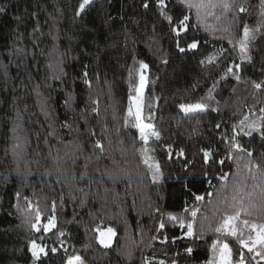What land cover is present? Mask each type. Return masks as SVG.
<instances>
[{
	"label": "trees",
	"instance_id": "obj_1",
	"mask_svg": "<svg viewBox=\"0 0 264 264\" xmlns=\"http://www.w3.org/2000/svg\"><path fill=\"white\" fill-rule=\"evenodd\" d=\"M82 2L0 0V264H214L222 243L235 264H264L240 243L254 232L242 221L264 224L260 0H204L199 18L187 0H93L77 15ZM142 65L152 142L129 114ZM237 209V236L216 232Z\"/></svg>",
	"mask_w": 264,
	"mask_h": 264
},
{
	"label": "snow or ice",
	"instance_id": "obj_2",
	"mask_svg": "<svg viewBox=\"0 0 264 264\" xmlns=\"http://www.w3.org/2000/svg\"><path fill=\"white\" fill-rule=\"evenodd\" d=\"M91 3H93V0H83V2L79 5V12L77 13V15L80 14V12H83L85 7L87 5H90ZM159 3L163 5L164 0H159ZM187 4L189 8H196V15L197 18H199V14H200V9L202 7L208 6L205 5L204 0H187ZM211 7H216L215 4H210ZM221 6L222 8L227 11L230 10L232 7V4L229 2V0H221ZM145 7H147V4H145ZM260 8H261V15L264 16V0H260ZM4 9L0 8V12H3ZM239 11L240 12H246V8L241 5L239 7ZM169 19H171V17H169ZM188 20V16H184L183 20L180 21L181 24H184V21ZM258 30V29H257ZM255 39V32L250 30L249 27L247 25L244 26L243 28V36L239 41L240 44V50L243 53L247 47H248V42L250 40H254ZM189 47L191 48H196L197 44L194 42L191 45H189ZM181 51H183V49H181ZM211 59V58H209ZM142 67H147V65H142ZM229 71H231V69H229ZM85 77L87 76V73H84ZM237 79H239V77H237ZM141 80H143V77H141ZM254 86L257 89H261L262 86H264V84L262 83H255L254 82ZM181 107L185 110V112H196V111H203L205 106L202 104H194V105H181ZM262 111H264V109H262ZM129 114L130 115H134L136 118V127H138L140 129V138L141 140L147 142L148 140V135H152L155 136L157 139H159V133L156 131L152 130V125L151 124H144L141 121L140 118V110L139 107H137V110L135 113L132 112L131 108H129ZM248 118L245 117V120H247ZM241 123H243V121H241ZM251 127H253L254 130L259 131V128H256L255 125H252ZM146 130H148V132H146ZM51 134V133H49ZM261 135H264V132L261 133ZM13 152L15 154V150L17 148L20 147L19 143L13 144ZM96 147L100 148L101 150L103 149V145L100 144L99 141L96 142ZM237 148H240V145L237 144L236 145ZM241 151H244V149H240ZM249 156H251V153H248ZM210 155V153L205 152V158L207 159V157ZM151 158L147 157V155H145V159H144V163L146 165H148L149 169H152L153 167H155V171L153 172V180H155L157 178V175L159 174V165L158 164H151L149 163V160ZM220 163H223V161H220ZM221 179H226V177H221ZM17 195H19V193H17ZM210 195V194H209ZM197 200H203L204 197L203 196H197L196 197ZM233 200H235V196L233 197ZM197 211H199V209H195L192 211V216L195 217L197 214ZM240 209H237L236 212L232 215H228L225 217L224 221L222 224H220L219 227H217L215 229L216 232H221L222 230H228L230 235L232 236H237V230L235 227V222L239 219L240 217ZM172 219H175V217H171ZM37 219H39V212H37ZM242 223L245 226H250L251 229L256 230V236L255 239L253 240V237L251 235H249L248 239L249 240H253V246L256 244H259L261 246H264V224L261 225H256V224H251L249 225V222L247 220L242 221ZM49 224L54 226V220L53 218H49ZM161 227H163L164 225L161 224ZM33 227H35V225H33ZM40 229L37 228V231H39ZM45 230H48L47 227L45 228ZM98 232H100V243L103 244L105 247H109L110 246V239L112 236L115 235L114 229L112 228H107L106 231H101L99 226L96 229ZM62 234V233H61ZM192 233V225L189 224L188 225V232L187 235L191 236ZM105 235L108 236V239H104ZM239 239V237H238ZM240 243H242L245 247H248V250L251 252L253 250V247H249L248 242L245 240H240ZM216 245H213V249L215 250ZM51 252L55 253L57 251V249L55 247L50 249ZM188 252H191L192 250L189 248L187 249ZM43 253L44 255H47V252H45V249L39 245L36 244L35 241L32 242V254L33 256H36L37 258H39L40 254ZM258 255H262L264 256V252H258ZM231 249L229 248L228 244H223L221 252H220V264H231ZM67 264H84L83 259L80 256H74L70 259H68ZM241 264H243V262L241 261Z\"/></svg>",
	"mask_w": 264,
	"mask_h": 264
},
{
	"label": "rangeland",
	"instance_id": "obj_3",
	"mask_svg": "<svg viewBox=\"0 0 264 264\" xmlns=\"http://www.w3.org/2000/svg\"><path fill=\"white\" fill-rule=\"evenodd\" d=\"M147 72H148V67H143L141 68L140 70V75H139V78H140V82H139V86H138V89H137V94L132 98V102H131V109H132V112L135 113L136 110H137V107H139V110H140V118H141V121L144 123V124H149L146 122V120L144 119V105H145V92H146V88H147V82H148V75H147ZM141 77H143V80H141ZM190 105H194V104H190ZM184 106H187V105H184ZM183 109V108H182ZM184 110V109H183ZM185 111V110H184ZM198 112V111H196ZM187 113H192V112H187ZM140 130V129H139ZM152 130L155 131V129L153 128L152 126ZM146 132H148V130H146ZM157 138L155 136H152V135H148V140L147 142H152V141H156ZM160 177V175H157V178L156 180H158ZM54 220V226L50 225L49 224V221L47 223H45L43 225V228L45 230V228L47 227L48 230H45L46 232H50L52 231L55 226H56V221L55 219ZM40 225L41 223L37 224L36 225V229L37 228H40ZM107 229V228H106ZM106 229H101V231H106ZM113 229V228H112ZM226 232L229 233L228 230H225ZM115 232V230H114ZM115 236H116V232H115V235L111 237L110 239V246H112L114 244V241H115ZM255 236H256V230H254L253 232V240L255 239ZM101 239L100 237V232H99V240ZM104 239H108V236L105 235ZM253 240H249L247 241L248 242V245L249 247H253V250L256 251V253L258 252H264V246H261L259 244H256L253 246ZM37 245L43 247L45 249V252H46V248L38 243H36ZM223 244L225 243H222L218 249V252L216 253V258H215V263L214 264H220V252H221V249H222V246ZM103 245V244H102ZM104 246V245H103ZM109 246V247H110ZM230 248V247H229ZM231 249V248H230ZM31 252H32V244H31ZM43 255V253L40 254L39 258ZM263 259H264V256H262ZM35 258H37L35 256ZM231 264H235L233 262V258H232V251H231ZM238 264H241V263H238Z\"/></svg>",
	"mask_w": 264,
	"mask_h": 264
}]
</instances>
